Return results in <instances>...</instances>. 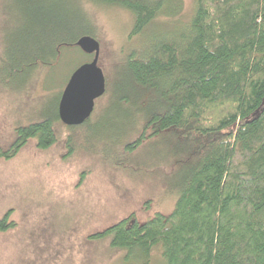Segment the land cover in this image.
<instances>
[{"label": "trees", "instance_id": "trees-1", "mask_svg": "<svg viewBox=\"0 0 264 264\" xmlns=\"http://www.w3.org/2000/svg\"><path fill=\"white\" fill-rule=\"evenodd\" d=\"M84 3L127 11L126 40L139 43L126 52L117 82L105 79L107 121L93 125L91 114L65 125L66 147L110 131L108 142L127 157L163 138L179 166L169 214L142 223L130 215L90 238L125 252V264H150L156 248L163 264H264V0H192L188 12L183 0H0L8 18L0 85L23 87L38 66L79 50L81 36L95 38ZM60 93L46 98L39 119L14 128L0 158L15 157L32 138L40 150L56 142ZM125 123L128 132L118 138L114 130ZM121 162L110 166L126 169ZM6 218L0 231L14 227Z\"/></svg>", "mask_w": 264, "mask_h": 264}, {"label": "rangeland", "instance_id": "rangeland-1", "mask_svg": "<svg viewBox=\"0 0 264 264\" xmlns=\"http://www.w3.org/2000/svg\"><path fill=\"white\" fill-rule=\"evenodd\" d=\"M183 1L188 12L192 0ZM83 5L99 43L97 65L108 85L116 83L126 52L139 43L126 40L131 15L120 7ZM5 21L0 13V38ZM79 50L65 51L53 67L38 66L23 87L16 88L14 81L0 85V147L11 143L17 125L39 119L46 98L62 91L78 64L91 60ZM109 101L106 92L95 100L93 125L107 121ZM128 127L121 124L115 135L124 137ZM55 132L56 142L45 150L32 138L15 157L0 158V219L6 214V221L14 222L0 231V264H125V252L90 235L130 215L142 223L172 211L179 166L172 163L166 141L146 140L126 157L117 142H108L115 139L110 131L96 140L87 133L72 151L66 147V126L57 123ZM100 150L105 160L96 156ZM118 160L126 161V169L111 168ZM150 264H163L159 248Z\"/></svg>", "mask_w": 264, "mask_h": 264}, {"label": "water", "instance_id": "water-1", "mask_svg": "<svg viewBox=\"0 0 264 264\" xmlns=\"http://www.w3.org/2000/svg\"><path fill=\"white\" fill-rule=\"evenodd\" d=\"M75 45L91 60L77 66L69 75L60 93L57 113L61 123L77 126L87 120L94 109V102L105 92V78L98 67L99 43L89 36H81Z\"/></svg>", "mask_w": 264, "mask_h": 264}]
</instances>
